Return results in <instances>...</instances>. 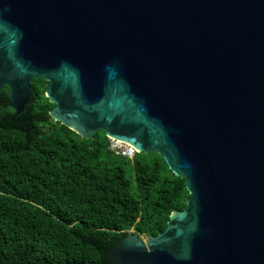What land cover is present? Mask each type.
<instances>
[{
	"label": "water",
	"instance_id": "95a60500",
	"mask_svg": "<svg viewBox=\"0 0 264 264\" xmlns=\"http://www.w3.org/2000/svg\"><path fill=\"white\" fill-rule=\"evenodd\" d=\"M156 153L185 180L163 233L114 264H264V0H0V90Z\"/></svg>",
	"mask_w": 264,
	"mask_h": 264
},
{
	"label": "trees",
	"instance_id": "16d2710c",
	"mask_svg": "<svg viewBox=\"0 0 264 264\" xmlns=\"http://www.w3.org/2000/svg\"><path fill=\"white\" fill-rule=\"evenodd\" d=\"M45 86L20 115L0 90V264H114L129 231L157 236L186 208L185 180L156 153L116 155L103 132L55 122Z\"/></svg>",
	"mask_w": 264,
	"mask_h": 264
},
{
	"label": "built area",
	"instance_id": "2783aa9c",
	"mask_svg": "<svg viewBox=\"0 0 264 264\" xmlns=\"http://www.w3.org/2000/svg\"><path fill=\"white\" fill-rule=\"evenodd\" d=\"M109 148L116 155H120L128 158H132L137 153L136 150L133 149L132 147L114 139H109Z\"/></svg>",
	"mask_w": 264,
	"mask_h": 264
},
{
	"label": "rangeland",
	"instance_id": "374dc122",
	"mask_svg": "<svg viewBox=\"0 0 264 264\" xmlns=\"http://www.w3.org/2000/svg\"><path fill=\"white\" fill-rule=\"evenodd\" d=\"M121 159H123V158H121ZM124 160V159H123Z\"/></svg>",
	"mask_w": 264,
	"mask_h": 264
}]
</instances>
